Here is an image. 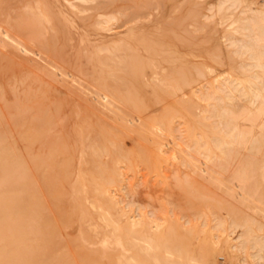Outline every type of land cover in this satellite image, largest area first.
I'll return each instance as SVG.
<instances>
[{"label": "bare ground", "instance_id": "obj_1", "mask_svg": "<svg viewBox=\"0 0 264 264\" xmlns=\"http://www.w3.org/2000/svg\"><path fill=\"white\" fill-rule=\"evenodd\" d=\"M90 1L24 0L22 11H16L14 18L0 4V53L17 58L14 63H26L34 58L32 54L41 55L38 57L45 61L31 63V67L48 70L80 99L84 115L100 119L89 122L83 115L82 121L73 122L77 143L73 147L66 138L53 134L58 106L48 109L35 99L9 104L25 150L16 148L1 125L0 264H182L188 260H194L191 264H213L218 251H225L229 259L234 255L237 264H264V194L254 178L259 175L264 185V15L258 20L242 0H229L227 5L240 7L243 15L228 33L220 35L234 52L247 55L261 74L256 70L247 74V62L240 63L237 72L223 70L212 74L211 79H197L204 75L202 63L192 70L179 65L159 74L158 61L142 57L127 42L132 30L126 27L121 34L117 32L96 45V51L104 50L93 55L98 70L91 80H82L75 70L77 62L74 67L70 64L73 70L68 69L49 50L55 42L52 34L62 27L66 34L72 15L90 7L93 23L111 31L116 15ZM226 1L219 0L208 10L220 11ZM47 30L52 31L45 34ZM140 44L148 52L154 48L149 42ZM144 66L149 68L147 73ZM143 84L150 86L153 98L169 97L156 114H132L144 104L140 97ZM178 106L193 116L197 129L176 133L178 125L173 117ZM104 116L115 119L104 124ZM61 122L57 124L61 126ZM119 133H133L134 147H123ZM33 141L37 142L35 149L31 147ZM57 152L59 157H55ZM141 166L163 171L169 166L171 182L188 198L203 195L195 182L217 185L225 200L208 196L211 200L204 205L215 210L223 207L225 214L208 208V213L215 215L207 216L203 207H195L191 214L177 211L172 203L161 202V197L158 206L136 203L127 195L137 189L143 174L132 180L127 172ZM180 166L183 174L178 172ZM239 203L244 208H239ZM70 222H74V231L65 241L68 250L60 239L64 236L61 227ZM194 239L198 258H184L179 245Z\"/></svg>", "mask_w": 264, "mask_h": 264}, {"label": "rangeland", "instance_id": "obj_2", "mask_svg": "<svg viewBox=\"0 0 264 264\" xmlns=\"http://www.w3.org/2000/svg\"><path fill=\"white\" fill-rule=\"evenodd\" d=\"M22 1L1 0L0 4L2 5V9L6 13H8L9 16H12L14 18V16L17 14V13L15 14L16 11L19 12L22 11L20 10L21 7H23V5L20 6V4H22ZM46 1L58 2L59 0L56 1L46 0ZM153 1L152 0H92L90 1V3L96 2L98 5L97 6L98 9H101L105 12H113L116 15V18L118 16V19L115 18L111 22L112 23L111 31L103 30L97 27L93 23L92 21L94 17L93 7H90L88 8L89 10L86 9L85 11L77 12L76 14L72 15L73 22L71 23V26L68 25L66 27V34H65V27H62L61 31L57 29L55 33L52 34L51 40H54L55 42L54 44L52 43L53 41L51 42L50 47L51 49L53 47V50L50 49L49 53H52V57L60 61L64 67L71 70L73 69L71 68L70 64H72V67H74L76 66L75 64L77 62V67H80L81 74L79 72V68L75 67V70L77 69V72L81 76L82 80H91L93 75L97 72L99 66L93 55H95L96 53L101 55L104 52V50L102 49L96 51V45L100 44L104 40H108L111 36H113V34L117 32H118L117 34H121L123 31H125L126 27H130V30L132 31H131V35L128 37L127 42L130 44V46L134 47L139 52V54L141 53L140 55L142 57L151 56L156 63L158 61L156 68L158 67L157 70L159 74H163L169 68H173L179 65L192 70V66L202 63L204 64L202 65L204 70V75L197 76L198 77L197 79H204L205 77L211 79L212 74L222 72L223 70L237 72L235 69L237 67L239 68L240 63H245V62H247V64L245 63V67L247 68V70L245 71L247 74L251 73L253 70H256V72L261 74L260 71H257L258 70L257 67L250 64L251 59L247 55L245 54L239 55L238 53L234 52L233 51L234 47L232 45H228L227 40L224 39L223 36L220 37V35H222L223 33H228V31L234 25L237 24L238 17H241L243 15L239 11L240 7H234L232 5L228 6L227 4L229 0H227L223 4V8L220 11L211 12L210 10H208V6L217 3L219 0H153ZM242 1L252 8V10H250L249 13L256 16V19H258V16L261 17L264 15V0H242ZM10 6L12 8H10ZM17 7L19 8L17 9ZM255 8L258 11L254 13L252 11ZM121 11L123 12L122 16L120 15L122 13ZM124 12L126 14H124ZM148 12L150 14H148ZM202 13L208 14L209 16L205 18L204 16L201 15ZM140 16L142 18H140ZM9 19L13 20L10 17ZM130 20L132 21L129 23ZM113 24H115L116 26ZM156 25H158V28H156L157 27ZM139 29L141 30V32ZM73 30L75 31V33L73 32ZM51 31L52 30H47L45 34H48ZM93 38H95V40ZM142 41L152 43L154 46L153 50L151 52H148L146 49H144V47H142V44H140L142 43ZM59 42L61 45L60 44L57 45V43ZM165 48L167 50L164 51ZM56 51L59 54H57ZM77 51H79L78 54L75 53ZM173 55H176V57L174 56L175 59ZM38 56L41 57V55L39 54H35V55L32 54L30 55V57H32L33 59L26 60L27 62L29 61L28 63L20 61V62H16L18 63L16 64L14 62L18 60L17 58L9 59L6 55L0 53V127L2 125V128H4L5 131H7L6 132L7 137L9 138V140H11L14 143V145L18 150L20 151H23V149L25 150L24 148L25 140L20 137L18 133V126L11 119L9 113L10 112L9 104H12L15 101H19V100L21 101L22 99L23 100L35 99L48 109H52L51 106H53L54 108V105L55 107L58 106V110L57 108L53 110V111L57 110L56 113L59 114L58 116V114L54 113L55 122L53 126L54 125L55 126L53 127V134H55L56 136L58 134L57 137L61 139L63 138L64 140L66 138V141L70 145H73V147H75L77 143L74 138L73 129L76 126L77 122L82 121V117L84 116H85L84 118L89 122H96L95 120L100 121V119H98L93 114L84 115L83 109L81 107L80 99L77 96H75L74 93L67 90L64 83H62L59 79L51 77L48 70L40 69L34 66L31 67V63H36V61H38V63L36 64H39L42 63L40 61L43 62L45 61L44 58L42 60V58ZM210 69L212 71H209ZM143 70L145 73H147L149 68L147 66H144ZM42 71L46 73L42 74ZM243 74H245V72H243ZM198 84L196 83L195 86ZM52 86H54V89ZM41 90L43 91V93L40 92ZM262 90L264 91V86L262 87ZM140 97L144 104L143 106L140 107V109L136 110L135 113L130 112L133 115H135L136 113L142 114L143 116L156 114L157 112H159L161 108V104L166 103V101L168 102L169 100V97L167 95H164L157 99L153 98L152 93L150 91V86L148 84L142 85L140 90ZM73 109H74V113H73ZM30 111H33V109L30 108ZM62 111H66L65 112L66 115L64 114V112L60 114ZM184 111L185 110L181 109L179 106L174 111L175 115L173 117V122L174 124L178 125V130L176 131V133L181 131L182 134H186L188 130L197 129L198 127V124L197 122H195L193 116L191 114L184 113ZM64 115L66 117H63ZM75 116L77 119H75ZM106 117L108 116H104V118L101 120V122H104V124H108V122L110 121L112 122L115 119L112 117L109 118ZM3 119H5L6 121ZM60 120L63 121L61 122ZM58 121L61 122V126L57 124ZM3 122L4 124H2ZM73 122L76 124H74ZM66 129H69V131ZM62 133H64L66 137ZM119 136L120 138H122L120 140H121V145L123 147L126 146L127 148H132L129 146L134 147V144L136 142L133 133H127V134L119 133ZM36 145H37L36 141H33V143L31 142L32 149H35ZM57 153L55 154L57 155L55 157H59L60 152ZM75 155H76V150L73 151L74 164H75ZM141 167L139 169H141ZM139 169L133 168L131 171L127 172L128 179H132V180L134 178H137V175L139 177L138 179H140V176L143 174V176H141V178H143L142 180L136 179L139 182L141 181L140 182L141 184L140 183L138 184V187L137 189L135 188L134 192L132 193L128 192L127 196L131 195L128 198L134 200L136 203H139L140 205L145 204V206H147L148 208L150 207V204H152V206H158L160 201L163 203L164 201H166L165 203L166 205H170L171 203L173 204V205L171 204L173 209L177 211H185L191 214L192 210L195 207H203L204 209L207 208L204 205V202L211 200V197L208 196H212L214 198H220L222 201L225 200L223 198L224 193L222 192V190L217 185L207 181H205L204 183H198V182L194 183V186H196L198 190L202 191L200 193L203 194L202 195L203 197L202 196L191 197V198H188L187 196L185 197L184 190L180 189L175 184L173 185V183L171 182L169 166L167 167V169H165V171L160 169H154L152 166L147 168L142 167L141 170ZM183 171L184 169L182 166L178 167V172L180 174L181 172L183 174ZM193 176L195 178L200 177L197 174H193ZM225 176L226 178H229L228 174H225ZM254 178L256 179V181L258 180L257 183L258 187L261 193L263 192L262 194H264V191H262L264 185L261 186V184L263 183L261 182L262 179L260 178L259 175L258 176L254 175ZM149 192H151V194H149ZM169 199L171 202L169 201ZM158 200L160 201L158 202ZM241 205L242 204L239 203L238 207L244 208L243 205L242 206ZM147 207L143 209L144 212L146 211ZM208 208H211L213 212L219 211L223 213L222 215L225 214L223 207L222 208L220 207L218 210H215L213 206H209ZM208 208H207V213H208ZM210 214L211 213H208L207 216L208 215L210 216ZM213 215H215V213L211 214V216ZM179 220H181V218H179ZM209 222L211 221L209 220ZM73 231H74V222H70L67 225L61 227V235L64 236L61 237L60 241L62 243L61 246L63 248L66 247L65 241L68 238H70V236L72 235L71 233H73ZM235 233L236 231L233 232L232 235H234ZM179 247L181 253L184 256H186L184 258L187 257L198 258L199 252L195 239L191 243H181ZM65 249H68V247ZM69 256H71V254H69ZM218 256H223L222 258L223 259L225 258L224 260H226V263L230 264V262L227 261H231L232 264H237L234 255L233 257H231V259H229L230 257L228 254L225 253V251H218L216 253L213 259V264H217ZM185 260L188 259H184V261ZM193 261L188 260L187 262L185 261L182 264H191V262Z\"/></svg>", "mask_w": 264, "mask_h": 264}, {"label": "built area", "instance_id": "obj_3", "mask_svg": "<svg viewBox=\"0 0 264 264\" xmlns=\"http://www.w3.org/2000/svg\"><path fill=\"white\" fill-rule=\"evenodd\" d=\"M226 263V260H224L222 258V256H218V259H217V264H225Z\"/></svg>", "mask_w": 264, "mask_h": 264}]
</instances>
